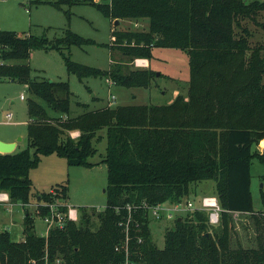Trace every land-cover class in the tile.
Masks as SVG:
<instances>
[{"label": "trees", "instance_id": "obj_1", "mask_svg": "<svg viewBox=\"0 0 264 264\" xmlns=\"http://www.w3.org/2000/svg\"><path fill=\"white\" fill-rule=\"evenodd\" d=\"M42 2L44 0H35ZM84 2L86 0H53ZM111 20L147 18L146 30L112 29L110 50L118 60L108 68L86 65L70 58L71 45L93 43L66 28L49 39L44 34H18L0 30V79L25 83L27 144L0 153V192L24 208L23 235L12 240L0 230V264H264V190L259 209L251 203L250 164L264 152L251 148L264 138V43L251 46L241 19H254L264 0H87ZM234 25L240 27L235 34ZM154 46L187 52L189 79L186 95L178 93L163 104H116L72 114V91L65 80L30 76L25 61L32 49H57L66 71L78 79L105 77L114 84L147 88L155 70L131 66L135 58L152 56ZM12 61V62H11ZM45 103L56 115L48 112ZM105 130L106 146L100 162L106 166V202L103 209L80 206L78 220L68 218L34 231L30 203V168L40 155L56 153L67 164L91 167L95 142ZM71 130H78L72 137ZM264 178V175L262 176ZM211 179L221 208L216 225L207 213L193 210L178 216L164 233L158 248L148 226L149 207L181 202L191 184ZM56 191L37 193L34 212L50 214L49 204L60 198L57 210L67 211V183ZM45 203V204H44ZM59 206V207H58ZM233 213H246L255 236L252 246L231 245L235 233ZM126 248V250H125Z\"/></svg>", "mask_w": 264, "mask_h": 264}, {"label": "rangeland", "instance_id": "obj_2", "mask_svg": "<svg viewBox=\"0 0 264 264\" xmlns=\"http://www.w3.org/2000/svg\"><path fill=\"white\" fill-rule=\"evenodd\" d=\"M50 0L36 2L35 0H0V30H13L20 35L31 33L35 35L44 34L49 39L63 35L64 29L68 28L83 37L90 38L94 42L81 46L71 45L69 53L72 60L106 69L112 61L118 60V53L110 50L111 30L130 29L146 30L148 28L147 18H121L118 24L101 13L93 4L84 2L60 1L59 7L53 5ZM53 1V0H51ZM246 2L251 0H244ZM240 26L248 29L249 44L264 43V10H261L254 19L244 18L239 20ZM235 34H239L240 27L234 25ZM150 67L155 70L150 86L147 88L132 86L124 87L109 84L105 77H84L78 79L74 74L68 73L65 68L62 54L57 49H32L28 59L25 61L30 65V76L33 78H47L52 80H65L72 91L70 109L72 114L83 111V107L75 103L80 101L87 104L88 109H96L107 103L116 104H163L170 102L178 93L186 95L187 82L189 79V63L187 52L179 48L154 46ZM12 62V61H11ZM131 66L134 64V59ZM158 72V74H156ZM113 94V97H111ZM23 95L24 98L20 96ZM32 97L25 83L0 79V136L3 133L14 135L19 147L27 144L26 122L29 120L27 113V101ZM43 103V102H42ZM48 112H53L43 103ZM10 112L8 119L6 114ZM78 130H71L72 137L78 135ZM101 139L95 142L97 152L89 157L91 167L67 164L64 157L56 153L40 155L38 164L29 170L32 186L29 194L30 203L25 205L28 212L34 218V231L43 235L48 228L44 217L37 215L34 210L37 202V193L50 191L55 194L54 187L58 183H67V208L80 206L96 207L101 210L105 206L106 166L100 162L101 155L105 151V130L100 131ZM264 138L253 144L252 150L264 152ZM250 191L251 203L254 209H259L260 188L264 190V163L254 157L250 164ZM191 194L184 198L181 203L189 199L197 202L202 195H215V182L211 179L202 180L191 184ZM56 206L61 204L60 198H53ZM8 199H0V214L6 212ZM168 204V203H167ZM171 204V203H170ZM181 204V206L183 205ZM59 207V206H58ZM25 208V207H24ZM55 206L50 209H54ZM56 215L62 217L64 212L56 210ZM192 210L171 211V216H166V210L162 211L159 218H154L150 211L149 229L150 235L158 248L164 246V233L174 226L175 219L185 216ZM24 209L20 204H14L10 211L6 212L0 219V229L7 230L12 240H19L23 235ZM79 215V214H78ZM235 233L231 238V245L240 242L244 246L254 244L255 229L252 220L246 213H233ZM51 226L54 222L49 223Z\"/></svg>", "mask_w": 264, "mask_h": 264}, {"label": "built area", "instance_id": "obj_3", "mask_svg": "<svg viewBox=\"0 0 264 264\" xmlns=\"http://www.w3.org/2000/svg\"><path fill=\"white\" fill-rule=\"evenodd\" d=\"M2 62H4V60H2V58L0 57V63ZM134 64L137 66H145L146 63L142 59L135 58ZM109 84H114V83L113 81L109 80ZM111 97H113V94H111ZM6 117L9 119L11 117V113L8 112L6 114ZM6 198H7V195L0 192V199H6ZM170 203L171 202L158 203L154 206L149 207V211L154 218H159L163 210L168 211L166 214V216L168 217V216H171L172 214L171 211H182L186 209L193 211L197 209V210H203L207 213L208 224L216 225L219 221V213H220L221 208L219 206L218 199L216 195L214 194L202 195L200 199L194 203L191 200L186 199L185 205L183 204V202L182 203L176 202V203H171V204ZM181 204L183 205L181 206ZM53 205L55 206L56 204L54 203L49 204V207L51 208L53 207ZM56 210H57L56 208L50 209V214L44 216V221L48 223V227H51V225L49 224L50 222H54V225H61L62 220L64 218H68L73 221L78 220V210L76 208L68 207L67 211L64 212L62 217H59L58 215H56V212H57ZM123 264H138V263L126 258Z\"/></svg>", "mask_w": 264, "mask_h": 264}, {"label": "crops", "instance_id": "obj_4", "mask_svg": "<svg viewBox=\"0 0 264 264\" xmlns=\"http://www.w3.org/2000/svg\"><path fill=\"white\" fill-rule=\"evenodd\" d=\"M138 59H142L146 64H145V66L147 67V66H149L150 67V60L149 59H147V58H138ZM21 98H24V96H20ZM50 114H52V115H56V113H54V112H50ZM26 124H27V122H26ZM78 132V131H77ZM2 135H4L3 137H1L0 136V139L1 140H3V141H15L16 142V144H15V148H14V150L16 149H20L21 147H19V144L17 143L18 141H20V140H22V139H20V140H16L14 137V135H9L8 133H3ZM2 192V191H1ZM2 193H4V194H6L7 195V193H5V192H2ZM7 198H8V196H7ZM4 204V206H6V212H8V211H10L11 210V208L14 206V204H20V203H11V202H7V203H3ZM21 205V204H20ZM68 205V204H67ZM21 207L24 209V206L23 205H21ZM70 207V206H69ZM74 208V207H73ZM6 212H4V213H2V214H0V219H1V217L6 213ZM0 230H2V229H0ZM47 230V229H46ZM46 233V232H45ZM43 235H45V234H43ZM22 237H20V239H21ZM19 239V240H20Z\"/></svg>", "mask_w": 264, "mask_h": 264}, {"label": "water", "instance_id": "obj_5", "mask_svg": "<svg viewBox=\"0 0 264 264\" xmlns=\"http://www.w3.org/2000/svg\"><path fill=\"white\" fill-rule=\"evenodd\" d=\"M118 19L114 20V24H118ZM158 74V72L156 73ZM21 137H18L16 140H20ZM15 141H3L0 139V153H10L14 150L15 148ZM37 198L39 199V197L37 196ZM181 217H178V219H180Z\"/></svg>", "mask_w": 264, "mask_h": 264}, {"label": "bare ground", "instance_id": "obj_6", "mask_svg": "<svg viewBox=\"0 0 264 264\" xmlns=\"http://www.w3.org/2000/svg\"><path fill=\"white\" fill-rule=\"evenodd\" d=\"M262 144H264V142H262Z\"/></svg>", "mask_w": 264, "mask_h": 264}]
</instances>
